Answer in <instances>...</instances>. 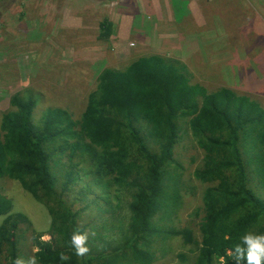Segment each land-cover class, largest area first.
Listing matches in <instances>:
<instances>
[{
	"label": "trees",
	"instance_id": "1",
	"mask_svg": "<svg viewBox=\"0 0 264 264\" xmlns=\"http://www.w3.org/2000/svg\"><path fill=\"white\" fill-rule=\"evenodd\" d=\"M112 27L103 19L99 40L110 39ZM121 64L101 70L78 120L53 108L34 122L36 101L25 92L0 114V180L17 182L46 222L37 233L0 193V264L21 258V228L31 234L37 264H151L161 235L181 236L194 247L193 261L179 255L187 264H220V257L247 264L243 237L264 235V199L249 186L256 176L264 187V107L226 87L208 91L191 83L187 65L168 56ZM182 129L202 151L199 162L192 159L193 177L206 185L196 232L190 223L171 231L158 223L176 210L184 186L174 159ZM90 186L100 191L88 198ZM76 201L84 206L73 211ZM87 208L108 217L88 233L89 223L79 225ZM77 231L87 234L83 256L71 242ZM45 234L49 240L41 239Z\"/></svg>",
	"mask_w": 264,
	"mask_h": 264
},
{
	"label": "rangeland",
	"instance_id": "2",
	"mask_svg": "<svg viewBox=\"0 0 264 264\" xmlns=\"http://www.w3.org/2000/svg\"><path fill=\"white\" fill-rule=\"evenodd\" d=\"M151 3L152 0H67L63 8L66 17L59 14L56 18L51 15L49 0H0V15H8L11 10L18 12L11 15L18 17L16 24L5 26L0 22V114L13 110L11 97L25 92L26 97L36 101L34 122L53 108L67 111L78 120L102 69L118 68L122 62L148 54L185 63L191 83L208 91L226 87L256 101L261 109L264 107V0H159L166 13L152 17L148 28L143 8H152ZM41 5L43 9L39 11ZM103 19L113 25L112 36L100 41L99 23ZM166 23L173 36L160 40L159 46L152 41L148 46L150 40L139 37L168 29ZM126 24L133 30L132 36L128 37ZM163 35L171 37L169 30ZM134 36L140 39L135 40ZM117 37L124 43L117 42ZM184 46L187 54L183 52ZM187 134L186 129L181 130L174 154L184 186L173 205L176 210L158 221L163 231L182 229L190 223L196 232L203 217L201 194L206 185L192 175L202 151L194 141L190 142L193 139ZM249 141L241 147L243 152L247 151ZM195 158L198 160L193 162ZM246 158L249 155L245 154ZM249 173L252 177L251 170ZM255 177L250 187L264 199V187L260 178ZM84 181L85 177L75 189ZM90 189L94 194L88 198L100 191L92 186ZM0 193L12 199L13 211L25 214L35 231L42 232L45 219L17 182L0 180ZM67 196L70 202L75 201V193ZM81 206L84 205L76 201L72 209L78 211ZM80 218L79 225L89 223L88 233L91 224L100 226L108 217H100L95 209L87 208ZM19 234L24 238L19 239L21 258L27 260L36 248L29 232L21 228ZM160 237L153 246L151 264H187L179 255L193 261L194 247L184 244L181 236ZM41 239L49 240L50 236L45 234Z\"/></svg>",
	"mask_w": 264,
	"mask_h": 264
},
{
	"label": "crops",
	"instance_id": "3",
	"mask_svg": "<svg viewBox=\"0 0 264 264\" xmlns=\"http://www.w3.org/2000/svg\"><path fill=\"white\" fill-rule=\"evenodd\" d=\"M49 1L52 3L50 10H51V15L53 17H56L57 18L59 14L61 15V17H66L65 16V11H64L63 8H66V1L67 0H49ZM151 6H152V8H150L149 6H147V8H148L147 10L145 8H143V12H144V15L146 17V19H145V23L146 24L145 25L148 28H151V26H150V19L152 17H154V19H155V17H157V16H163V13L164 14L166 13L164 11L163 4H160L159 3V0H152ZM42 9H43V5H41L38 10L40 11ZM47 9L49 10V8H46V10ZM148 10H149V12H148ZM12 13L15 14V13H18V12H15V11L11 10V11H9V14L8 15H6V13L3 14V15H0V22H3V24L5 26L12 25L13 22H15V24H16V21H17L18 17H16L15 15L14 16H11ZM73 20H74V22H76L75 21L76 20L75 18ZM165 26L168 27V29H166V30H169V32L171 34L170 35L171 37H169V38H166L165 35H163V32L166 31V30H159L158 31V29L156 30V32H153L152 35L149 36V37L142 36L141 34L140 35L142 37L140 35H139V37L142 38L143 40H145V39L150 40L149 42L146 43V45H148V46L149 45H152L151 41L154 44H156L157 46H159V41L160 40H168V39L172 38V36H173V30H172V28L167 23L165 24ZM128 28H129V33H128V37H129L130 35L132 36L131 33H133V30L129 26H128ZM153 34L155 35L154 37H153ZM134 38H135V40L140 39V38H136L135 36H134ZM118 41H120L121 43H124L122 39H120V38L117 37V42ZM128 44L130 45V43H128ZM144 46H145V43H144Z\"/></svg>",
	"mask_w": 264,
	"mask_h": 264
},
{
	"label": "clouds",
	"instance_id": "4",
	"mask_svg": "<svg viewBox=\"0 0 264 264\" xmlns=\"http://www.w3.org/2000/svg\"><path fill=\"white\" fill-rule=\"evenodd\" d=\"M245 244L247 245V264H262L264 262V235L253 236L251 234L243 237ZM87 234L74 232L71 237V242L76 249L78 256H83L89 251L86 246ZM237 251L242 252L243 250L237 246ZM61 261H66L68 258L62 256ZM239 259V258H238ZM15 264H37V258L35 256L29 257L27 260L17 258ZM220 264H224V258L220 257Z\"/></svg>",
	"mask_w": 264,
	"mask_h": 264
},
{
	"label": "bare ground",
	"instance_id": "5",
	"mask_svg": "<svg viewBox=\"0 0 264 264\" xmlns=\"http://www.w3.org/2000/svg\"><path fill=\"white\" fill-rule=\"evenodd\" d=\"M250 186V185H249ZM258 195H260V194H258ZM262 197V196H261ZM260 199H263V198H260Z\"/></svg>",
	"mask_w": 264,
	"mask_h": 264
}]
</instances>
